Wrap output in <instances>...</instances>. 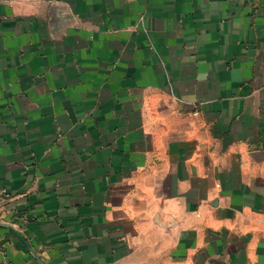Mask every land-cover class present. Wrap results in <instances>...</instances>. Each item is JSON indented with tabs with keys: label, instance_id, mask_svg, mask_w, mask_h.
<instances>
[{
	"label": "crops",
	"instance_id": "obj_1",
	"mask_svg": "<svg viewBox=\"0 0 264 264\" xmlns=\"http://www.w3.org/2000/svg\"><path fill=\"white\" fill-rule=\"evenodd\" d=\"M0 264H264V0H0Z\"/></svg>",
	"mask_w": 264,
	"mask_h": 264
},
{
	"label": "water",
	"instance_id": "obj_2",
	"mask_svg": "<svg viewBox=\"0 0 264 264\" xmlns=\"http://www.w3.org/2000/svg\"><path fill=\"white\" fill-rule=\"evenodd\" d=\"M23 239V238H22ZM24 240V239H23Z\"/></svg>",
	"mask_w": 264,
	"mask_h": 264
}]
</instances>
